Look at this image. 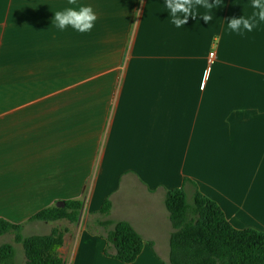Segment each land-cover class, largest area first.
Instances as JSON below:
<instances>
[{
	"label": "crops",
	"instance_id": "0c3cea01",
	"mask_svg": "<svg viewBox=\"0 0 264 264\" xmlns=\"http://www.w3.org/2000/svg\"><path fill=\"white\" fill-rule=\"evenodd\" d=\"M34 1L49 8L50 0H0V218L24 224L31 236L50 235L49 227L65 223V261L105 254L104 234L88 226L93 214L97 225L128 222L144 240L133 264H169L173 228L165 196L189 181L190 198L195 185L235 228L264 232V22L243 36L228 29L229 18L255 11L251 0H220L208 23L200 17L206 10L197 8V17L181 28L171 23L165 0H143L102 154L105 115L99 127L90 126L95 139L87 152L81 145L87 135L78 131L67 138L59 129L51 145L49 133L18 127V113L36 106L19 103L15 86L8 95L3 80H17L19 65L50 64L49 44L30 38L37 31ZM123 1L121 16L132 19L140 0ZM109 99L107 93L106 105H96L97 114H107ZM19 137L28 139L25 147L19 148ZM107 199L112 211L103 218ZM65 200L84 202L78 224L29 221Z\"/></svg>",
	"mask_w": 264,
	"mask_h": 264
},
{
	"label": "rangeland",
	"instance_id": "374dc122",
	"mask_svg": "<svg viewBox=\"0 0 264 264\" xmlns=\"http://www.w3.org/2000/svg\"><path fill=\"white\" fill-rule=\"evenodd\" d=\"M35 2L37 3V1ZM36 3L33 26L37 31L31 33L30 38L36 40L35 43L43 40L44 44H49L50 64L48 66L45 64L19 65L17 80H3V89L7 90L8 95L10 91L13 93L15 86L19 103L36 106L18 113V127L35 132L44 131L46 135L49 133L51 145L58 143L59 129L65 130L67 138L77 135L78 131L80 135H87V137H83L84 140L82 139L81 143L82 149L87 152L86 149L95 139L94 131L90 126L99 127L102 124L100 119L106 116L104 132L98 144V152L102 154L121 90L122 78L134 45L144 1L138 2L136 12L139 11L140 14L135 13L132 19L128 16L126 18L121 16L122 8L127 5V1L123 0H77L76 5H69L68 0H50L48 9L45 7V3L43 7L41 3L38 6ZM80 5H90L97 15L92 30L87 33H79L71 27L60 30L53 22L54 12ZM21 51H24L30 60V53H27L26 50H19V52ZM32 52H37V49ZM43 52L45 60L46 48ZM34 58H37L36 54H34ZM101 73L104 75H100ZM97 74L99 75L97 76ZM91 89L95 92L92 93ZM107 93L110 96L107 103L108 112L107 114H97L95 109L99 106L96 107V105H100V103L106 105ZM95 94L98 95V98L91 97ZM7 100L9 101L8 97ZM39 106H47V108ZM39 143L41 144V140ZM17 144L19 148L25 147L28 144V139L19 137ZM20 155L21 153H18V157ZM95 215L93 214L87 221L88 226L90 230L104 234L103 228L97 225V220L100 217ZM85 222L86 219L84 224ZM64 224L57 227L53 225L54 227H49L47 232L51 234L52 230H63ZM79 227L80 225L74 226L77 229ZM31 235L29 230H25V237ZM5 243H12L16 248L15 264H26L24 248L15 243L14 236L0 237V247ZM108 258L110 257L101 252H95L91 255L87 254V256L80 255L77 258L68 257L66 263L112 264Z\"/></svg>",
	"mask_w": 264,
	"mask_h": 264
},
{
	"label": "trees",
	"instance_id": "16d2710c",
	"mask_svg": "<svg viewBox=\"0 0 264 264\" xmlns=\"http://www.w3.org/2000/svg\"><path fill=\"white\" fill-rule=\"evenodd\" d=\"M185 181L183 187L169 190L165 206L170 215L173 232L169 240V264H264V232L240 230L227 219L221 207L197 187L190 198ZM84 202L65 200L43 209L30 222L66 220L78 224ZM112 202L106 200L99 211L109 217ZM107 242L105 255L122 264H133L144 249L142 236L128 222L98 221ZM24 224H13L0 218V237L13 235L16 244L23 246L26 264H67L60 255L64 232L57 229L50 235L24 236ZM114 252V253H113ZM16 248L12 243L0 247V264H15Z\"/></svg>",
	"mask_w": 264,
	"mask_h": 264
},
{
	"label": "clouds",
	"instance_id": "9594fccd",
	"mask_svg": "<svg viewBox=\"0 0 264 264\" xmlns=\"http://www.w3.org/2000/svg\"><path fill=\"white\" fill-rule=\"evenodd\" d=\"M69 5H76L77 0H68ZM220 0H165L166 8L171 16V23L177 28L183 27L189 17L196 18L197 8H203L206 12L200 17L206 22L213 19L211 14L213 9L219 7ZM251 7L255 11L252 14L244 15L240 18L231 17L228 22V29L243 36L246 32H252L261 22H264V0H251ZM139 15V11L136 12ZM97 15L93 8L88 5H80L78 7H68L61 11L54 12L56 26L60 30L71 27L79 33H87L94 27Z\"/></svg>",
	"mask_w": 264,
	"mask_h": 264
},
{
	"label": "built area",
	"instance_id": "2783aa9c",
	"mask_svg": "<svg viewBox=\"0 0 264 264\" xmlns=\"http://www.w3.org/2000/svg\"><path fill=\"white\" fill-rule=\"evenodd\" d=\"M209 62L211 65H215L217 62V55L214 51L209 54Z\"/></svg>",
	"mask_w": 264,
	"mask_h": 264
}]
</instances>
